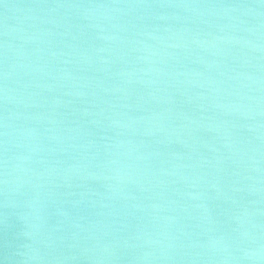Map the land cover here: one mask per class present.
I'll return each instance as SVG.
<instances>
[{
  "label": "water",
  "instance_id": "1",
  "mask_svg": "<svg viewBox=\"0 0 264 264\" xmlns=\"http://www.w3.org/2000/svg\"><path fill=\"white\" fill-rule=\"evenodd\" d=\"M0 264H264V0H0Z\"/></svg>",
  "mask_w": 264,
  "mask_h": 264
}]
</instances>
